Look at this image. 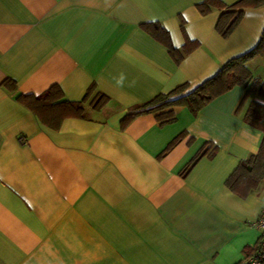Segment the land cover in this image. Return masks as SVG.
I'll list each match as a JSON object with an SVG mask.
<instances>
[{
  "label": "crops",
  "instance_id": "crops-1",
  "mask_svg": "<svg viewBox=\"0 0 264 264\" xmlns=\"http://www.w3.org/2000/svg\"><path fill=\"white\" fill-rule=\"evenodd\" d=\"M203 1L0 0V264H239L254 253L264 177L227 181L258 152L262 133L244 115L259 100L243 102L237 86L165 125L136 110L193 90L259 42L264 6L222 38L220 11L200 15ZM148 23L177 50L198 47L176 64ZM248 69L264 80V59ZM92 86L108 103L57 130L16 99L57 87L80 102ZM204 149L214 154L184 175Z\"/></svg>",
  "mask_w": 264,
  "mask_h": 264
},
{
  "label": "trees",
  "instance_id": "trees-1",
  "mask_svg": "<svg viewBox=\"0 0 264 264\" xmlns=\"http://www.w3.org/2000/svg\"><path fill=\"white\" fill-rule=\"evenodd\" d=\"M261 6H264V0H239L230 6L222 4L219 0H204L196 8L202 16H206L213 8L218 9L220 15L215 25V31L220 37L227 38L240 24L245 10ZM140 28L156 42L163 45L176 64H179L185 56L198 47L197 42L187 40L180 50L175 49L169 34L157 23L142 24ZM255 58L264 59V31H262L259 42L252 50L229 60L214 77L204 81L193 90L187 92L189 86L183 84L136 108V110H146L147 113L154 114L160 125L170 124L175 121L176 109L186 108L192 115H195L216 97L234 87L244 86L246 90L243 102L249 96H255L259 100L249 103L244 121L262 133V141L258 152L251 156L248 161L242 163L227 181V186L231 190L237 189V185L240 184L241 178H245L246 173H252L256 185L264 177V80H253L248 69V63ZM3 85L9 90H14V83L10 80L4 82ZM16 99L31 110L44 126L53 130H57L64 119L85 118V105L99 111L108 103V98L104 94L96 92L93 86L80 102L64 101L57 87H52L38 97L19 95ZM135 116V114L127 116L126 121ZM213 154L214 151L209 155L212 156ZM206 155L209 156L208 151L202 150L185 170L184 175L198 160Z\"/></svg>",
  "mask_w": 264,
  "mask_h": 264
},
{
  "label": "built area",
  "instance_id": "built-area-1",
  "mask_svg": "<svg viewBox=\"0 0 264 264\" xmlns=\"http://www.w3.org/2000/svg\"><path fill=\"white\" fill-rule=\"evenodd\" d=\"M255 227L260 232L255 251L251 256L243 258L239 264H264V207L261 208Z\"/></svg>",
  "mask_w": 264,
  "mask_h": 264
}]
</instances>
